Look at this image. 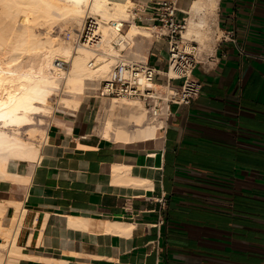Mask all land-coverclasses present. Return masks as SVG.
I'll return each instance as SVG.
<instances>
[{
  "label": "crops",
  "instance_id": "1",
  "mask_svg": "<svg viewBox=\"0 0 264 264\" xmlns=\"http://www.w3.org/2000/svg\"><path fill=\"white\" fill-rule=\"evenodd\" d=\"M162 1L133 0L125 27L147 32L122 55L153 66L157 85L180 86L164 75L167 39L150 36ZM176 1L185 35L197 0ZM201 14L208 38L191 34L211 40L194 71L201 93L172 104L156 136L100 135L94 103L62 106L38 159L21 166L31 180H0V200L26 210L18 264H264V0H216Z\"/></svg>",
  "mask_w": 264,
  "mask_h": 264
},
{
  "label": "bare ground",
  "instance_id": "2",
  "mask_svg": "<svg viewBox=\"0 0 264 264\" xmlns=\"http://www.w3.org/2000/svg\"><path fill=\"white\" fill-rule=\"evenodd\" d=\"M131 1L0 0V179L22 184H27L31 180L29 174L24 175L20 172L21 166L38 159L40 146L33 142L34 131L28 130L30 133H27L26 138L22 135V132H25L22 129L31 122L33 114L42 111L45 113L47 109L56 108L52 95L62 91L61 83L63 82L66 87L67 96L65 95L61 101L59 99V103L65 108L81 109L84 102L90 98L87 92L95 89L89 84H93L91 82H95L96 78L108 75L113 65L109 59L110 56L115 57L112 42L126 45L128 36L132 37L140 31L147 32L133 21L130 29L122 32L121 26L130 20L128 3ZM205 8L213 12L216 0L194 2L192 11L199 16L197 21L193 19L195 16L191 18L187 36L196 32L199 38H207V34H203L207 30V17L204 14L200 15ZM90 10L101 13L100 18H105L103 14H106L105 19L108 15L117 20L101 24L99 19L95 18L94 35L101 38L97 46L62 43L56 35L54 36L53 32H56L54 28L60 25L62 31L64 30L70 37L72 35V39L77 37L75 26L81 20L82 22L85 20L86 16L83 15L86 11L85 15L88 13L93 15ZM120 55L122 53L118 56ZM57 61L70 66L68 69L61 67ZM102 105L100 102V108ZM115 109L121 110L117 112L118 115L122 112L128 117L126 121L119 119L122 126L116 127L113 134L117 140H148L156 136L161 128V124L148 121V114L138 101L126 98L111 100L108 110ZM129 125L136 126L134 133L127 128ZM110 126L109 122L102 124L100 135L110 132L112 130ZM130 182L146 184V181L139 183L136 178H132ZM9 204L15 206L16 211L11 223L6 224L5 212ZM25 211L19 202L0 200V264L19 263L22 254L17 245V237ZM101 227L104 226L101 225L99 229Z\"/></svg>",
  "mask_w": 264,
  "mask_h": 264
},
{
  "label": "built area",
  "instance_id": "3",
  "mask_svg": "<svg viewBox=\"0 0 264 264\" xmlns=\"http://www.w3.org/2000/svg\"><path fill=\"white\" fill-rule=\"evenodd\" d=\"M158 10L159 25L152 33L158 38H166L168 42V69L164 75L168 80H182V84L157 85L158 72L153 66L144 61H129L120 55L96 90L99 98L107 100L126 98L140 102L148 114V120L161 124L162 128L171 114L172 104L190 105L200 95L202 82L195 78L194 71L202 62V51L196 41L184 37L186 23L176 17L178 12L176 0L162 1ZM95 18L90 13L86 15L75 46L94 47L100 43L101 38L94 35ZM123 28L124 25L121 26V30ZM233 37L230 32L223 36L228 40H234ZM57 63L61 67L66 65L62 61ZM98 109L100 110V106Z\"/></svg>",
  "mask_w": 264,
  "mask_h": 264
},
{
  "label": "rangeland",
  "instance_id": "4",
  "mask_svg": "<svg viewBox=\"0 0 264 264\" xmlns=\"http://www.w3.org/2000/svg\"><path fill=\"white\" fill-rule=\"evenodd\" d=\"M129 4V6H128V11H129V16L131 17L132 16V8L134 7V4H133V0L131 1V2H129L128 3ZM86 7V6H85ZM90 11H92V10H90ZM87 13V11L84 13V15L83 16H86L85 14ZM92 13H93V15H94V17H97L98 19H99V22L101 23V24H106V23H112V22H114V21H117L114 17H109L108 15H107V19H105L106 18V14H103V15H105L104 17L105 18H103L102 16V18H100V15H101V13H99V12H95V11H92ZM131 13V14H130ZM95 14H96V16H95ZM92 15V14H91ZM207 19V18H206ZM207 22H208V20H207ZM83 23H84V20H83V22H82V20H81V22L78 24H76V26H75V28H76V30H77V37H73V39L71 38L72 37V35H71V37L69 36V34H67L64 30L62 31V29H61V26L60 25H58V26H56L55 28H54V30H56V32L54 31L53 32V34H54V36L56 35V37H57V39H59L60 40V42H62V43H68L69 42V44H74L75 45V42H76V40H77V38H78V36H79V34H80V31H81V29H82V26H83ZM81 26V27H80ZM207 27V30H208V26H206ZM206 30V32H208ZM59 31H60V33H59ZM128 30H127V27H125V25H124V28L122 29V32H127ZM79 32V33H78ZM150 36L152 35V30H150ZM203 33V34H207V33ZM57 33V34H56ZM196 33V32H195ZM58 35V36H57ZM199 36V35H198ZM184 37L186 38V39H189V40H191V35L190 36H187V32L185 33V35H184ZM206 37L208 38V35H206ZM75 38V39H74ZM199 38V37H198ZM62 40V41H61ZM70 40V41H69ZM197 42V41H196ZM199 45H200V49H207V48H210V45H211V40H198V42H197ZM112 44L114 45V51H113V55H115V57H112V56H110V58H109V56H108V58L110 59V61L112 62V66H111V69H112V67L116 64V62H117V60H118V55L120 54V53H122V54H126V50H124V51H122V49H123V47H124V45L123 44H121V45H115V42L113 41L112 42ZM131 45H129L128 46V48L130 47ZM118 49V50H117ZM121 50V51H120ZM69 64H67L66 63V65H65V67L68 69L69 68ZM110 69V70H111ZM110 70H109V72H110ZM109 72L107 73V74H109ZM108 75H106V76H103V77H99V78H96L97 80H95V82L97 83H95V82H91V83H93V84H89L90 85V87L92 86V87H95V89H91V90H89V92H87V94H88V96L90 97L87 101H85L84 102V106L82 105V107H86V106H88L87 104H95L96 105V109L100 106V102H102V106H101V108H100V112H99V117H98V124H97V132L100 134V129H101V127H102V124H104V123H106V122H109L110 123V127H111V131L110 132H107V133H113L114 134V131H115V128L116 127H118V126H122L121 124H119V119L121 120V121H123L124 119H125V121H126V118H128L127 117V114L125 113V115L124 114H122V112L120 113V115H118L119 113H117V112H120L121 110L120 109H115V110H113V111H109L108 109H109V104H110V102H111V100H107V99H104V98H99V97H97V88H98V86H99V84H100V82L103 80V79H105L106 77H107ZM61 88H62V91L61 92H58V93H54L53 95H52V97H53V103H54V106L56 107V108H50L51 110H46L45 111V113H42V112H44V111H42V112H40V113H36V114H33L32 116H31V119L32 120H30L31 122H29V124L28 125H25V126H23V129H22V131H25V132H22V135L24 136V137H26L27 138V133H30L31 131L33 132L34 131V133H35V136L32 138L33 139V142L36 144V145H38V146H40L41 147V145L44 143V139H45V135H46V129H47V127H48V125H49V123H50V120H51V118H52V115L54 114V112L57 110V109H62L63 107V105L61 104V103H59L61 100H62V98L63 97H65V95L67 96V93L65 94V90H66V87H65V85L63 84V82L61 83ZM97 87V88H96ZM65 88V89H64ZM90 91H91V93H90ZM59 94V95H58ZM87 94H85V95H87ZM60 99V101H58ZM120 100V99H119ZM132 101V100H131ZM54 109V110H53ZM54 111V112H53ZM47 112H50V113H47ZM52 112V113H51ZM121 116V117H120ZM119 117V118H118ZM118 118V119H117ZM149 122H151L150 120H148ZM31 124V125H30ZM33 126V127H32ZM124 126V125H123ZM32 127V129H30ZM36 127V128H35ZM40 128V129H39ZM127 128L129 129V131H131L132 133H134V129L136 128V126H133V125H129V126H127ZM35 129V130H34ZM26 130H27V132H26ZM28 130L30 131V132H28ZM38 132H37V131ZM41 130H42V132H41ZM41 144V145H40ZM36 160V159H35ZM35 160H33V161H31V162H34ZM30 161L29 162H26L25 164H29V163H31ZM0 180H5V179H0ZM11 181V180H10Z\"/></svg>",
  "mask_w": 264,
  "mask_h": 264
}]
</instances>
